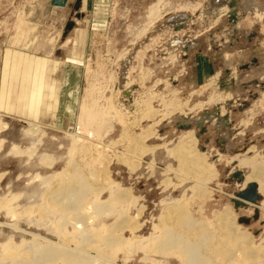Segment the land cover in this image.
<instances>
[{"label": "rangeland", "instance_id": "1", "mask_svg": "<svg viewBox=\"0 0 264 264\" xmlns=\"http://www.w3.org/2000/svg\"><path fill=\"white\" fill-rule=\"evenodd\" d=\"M228 1L108 0L95 6L96 22H77L78 34L73 37L67 30L68 23L76 21L70 15L71 3L65 9L52 7L51 0H0V74L7 50L63 58L69 64V83L56 125L0 113V198L9 201L12 197L14 205H24L28 197L40 192V179L52 177L53 186L65 183L76 164L77 175L92 190L84 210L77 214L88 227L126 224L124 230L114 226L116 237L131 241L134 236L159 237L163 224L170 223L165 217L177 205V212L189 210L198 224L211 226L215 240L220 241L225 230L217 214L227 208L239 233L250 234L256 246L264 247V196L258 192L256 203L243 201L245 207L233 203L239 201L237 195L250 175L247 168L237 169L235 162L264 157V10L254 0H231L235 6L225 8ZM154 5L160 9L159 16L149 20L146 15ZM180 15L187 20L175 27ZM183 43L190 48L185 49ZM220 110L225 114L223 124L203 119ZM90 112L94 116L89 120ZM95 113L99 121L108 119V124L99 125ZM186 119L192 122L182 129ZM30 124L40 131L39 145L24 136ZM188 132L194 138L199 167L179 160L188 152L180 145ZM34 143L36 150L29 147ZM12 145L22 152L27 147L35 152L26 151L27 158L24 153L11 155ZM237 171L241 179L232 177ZM110 193L130 200L119 206L127 220L121 216L118 221V210L117 215L114 211L92 215L93 201L103 203ZM7 200L9 205L12 200ZM4 202L0 203V223L8 219ZM31 226L20 222L17 227L36 232ZM173 229L188 231L181 223ZM8 236L16 244L21 238L10 231L0 233L1 247ZM188 240L192 241L189 236ZM213 245L217 244L210 242L209 248ZM127 246L110 248L111 253L107 249L105 259L115 260L114 264H140L143 251ZM213 249L209 264H225ZM175 254L170 250L152 256L180 264ZM257 262L264 264V254Z\"/></svg>", "mask_w": 264, "mask_h": 264}, {"label": "bare ground", "instance_id": "2", "mask_svg": "<svg viewBox=\"0 0 264 264\" xmlns=\"http://www.w3.org/2000/svg\"><path fill=\"white\" fill-rule=\"evenodd\" d=\"M222 1H223V3L225 2V0H222ZM230 1L231 0H229L228 2L225 3V5H224L225 8L227 6L230 8L235 6V3H234L235 1H233V2H230ZM65 6L68 7V4ZM156 6L154 5V9L150 10L149 14L146 15L148 18H150L149 20L158 18L160 9L158 10V8H156ZM179 17H181V19ZM179 17H177L176 20L178 18L179 19L176 22H174V23H176L175 27L183 25L184 22L187 20V18L183 17V15H180ZM171 21L173 22V20H171ZM184 44L185 43H183V45ZM186 44H185L184 48L185 49H188V47L190 48V46H187ZM83 111H84V109H83ZM89 114L90 115H88V113H87V116L89 117V120H90L91 116H94V115H92L91 112ZM97 114H96V116H97ZM100 114L101 113H99V115ZM102 114H103V112H102ZM224 115H225L224 112L222 110H220L219 112L217 111L213 114H205L203 119L208 120V121L212 120V123L215 122L216 124L221 125L224 123V121H223ZM103 116H101V118ZM98 117H100V116H97V120L99 121ZM93 118H96V117H93ZM103 119H102L103 121L101 119L99 121V123H100L99 125H101V126H102V123L103 124L105 123L106 125L108 124V123H106V122H108V119L106 121H105L104 117H103ZM112 119H113V117H112ZM203 119L199 120L198 122L201 123ZM79 120L82 121V118ZM97 120H96V122H97ZM110 121L111 120H109V122ZM191 122L192 121H190L189 119H186L184 121L185 125H182L181 128L183 129V128L188 127L187 125ZM96 125H97V123H96ZM24 131H23L24 136L27 135L28 137L33 138V139L27 138L30 140V143H32L33 141H35L37 145H39V143H41L38 139V137L39 138L41 137V136H38V133L40 131L36 126H31V124H30L28 129L24 130ZM35 135H37L36 139H35ZM66 138H68V137H66ZM37 139H38L39 143L36 141ZM31 140H33V141H31ZM73 141L74 140H72L70 142L72 143ZM0 143H2V142L0 141ZM75 143L77 144V142H75ZM75 143L73 144V148L75 147ZM194 143L195 142H194V138L192 136V133L188 132L186 134V136H184L182 138V141L180 143V145H182L181 148L187 149L188 152L186 154H183V156H181V157L179 156V160L181 162H184L185 164L193 163V164H195L194 166L199 167L200 158H199V155L197 154V150L195 149ZM31 145L35 146V143L31 144ZM34 146H29V147H32V148H34V150H36L37 147L35 146L36 147L35 148ZM29 147H27V149H24L23 150L24 152H22L21 150H19V148L17 149L16 146L12 145L11 149L9 150V153H11V155L12 154L13 155H15V154L16 155H22L24 153V155L26 156L25 152L26 151L29 152V150H30V149L28 150ZM34 152L31 151L30 153L34 154ZM74 154H75L74 152H71V155H74ZM35 156H36V154H35ZM36 157H38V156H36ZM260 157L256 155V157H253V158H241V159L237 160L234 165L237 169H239V168L249 169L250 175L245 177L243 184L247 185L250 183H256L257 184L256 185L257 186V193L259 192L261 195L264 196V157L263 156H262V158H260ZM26 158H27V156H26ZM40 158H42V157H40ZM40 158H39V160L41 161ZM29 159H30V157H29ZM42 159L44 160V158H42ZM39 160H37V161H39ZM45 160H47V159H45ZM38 164H39V162H38ZM47 164H49V163H47ZM44 166H45V164H44ZM72 169H73L72 170L73 172H71V174L73 173V176H70V180H66L65 183L64 182H62V183L61 182L60 183L55 182V185L53 186V184L50 185V183H49L50 182L49 180L52 177L51 178L50 177L42 178L43 180L40 179V181H39V182H41L40 185L36 182L37 185H39L38 189H41V190H39L40 192H37V194H34L33 196L28 197L29 198L27 200L28 203H25L24 205H22L20 203H19L20 204L19 206H17L18 204L14 205L12 203L14 201V198L12 200L11 199L12 197L10 198V200H12L11 202H9L10 200L8 201L6 197H4L2 199L0 198V203L4 202V200L6 199L10 203L9 205H11V207H10L8 204H6L7 203L6 201L4 202L6 204L5 205L6 207L4 208V210H5L4 214H6L8 216V219L6 220L7 222L0 223V233H3V232L7 233V231L8 232L10 231V233L12 232L13 235H20L21 236V238H19L21 241L19 240L18 244L15 243L14 237H13L14 238L13 239L12 237H9V236H8V238H6V242H3L5 244L1 243L2 247L0 246V264H103V263L104 264L105 263L106 264H114L115 260H113V261L107 260L108 258L105 257L104 254H108V253H104V252L107 249L109 250L110 248L116 249L115 246L118 248V247H126L128 245L127 246V249H128V247H129L128 243H131L130 244L131 250H133V248H134L136 251H138L139 249L141 250V252L143 251L144 255L141 259H139L140 264H170V262H168V261L163 262L160 259L157 260L158 258L156 259L154 256H152L155 254H158V255L163 254L164 255V253L166 251H170V250L177 252L178 256H176V254H175V257H178L179 259H181L180 264H209V261L211 260V259L209 260V258H210L209 253L211 252L210 250L213 249V246H214L213 252H215L213 254H215L216 256L218 255V256L222 257L224 261L220 257L218 258V260L221 259L222 263L226 262L225 264H230V262H232V264H235V263L236 264H259V262H257V261L262 259V256L264 254V247L262 245L256 246L254 243V239L251 237L250 234H247V233L245 234L244 232H243L244 234L239 233L240 232L239 227L234 226L233 223L231 222L230 219H231L232 213L227 208H224L221 212L219 211L220 213L217 214V217H218L217 221L221 225H223V226H221V225L220 226L225 230V232H224L225 238H223L224 237L223 236L222 237L223 240L219 239L220 241L215 240L217 238H215L213 236L214 232L211 231V228H209L211 226H207L208 225L207 223H206L207 225L205 223L198 224L196 221H194L191 218L190 213H188L189 210H188V212H186L185 210L182 211V209H181L182 212H180V211L177 212L179 210L177 207H180V206H177L174 204H173L174 205L173 208L169 205L172 209V212L170 213L169 217H165V220H166V218H169L168 220L170 221V223H164L163 224L165 226L163 228L161 227L162 232H161V236H159V237L150 236V237L143 239L139 236H134V238L132 237V241H131V240L122 239V237L119 238L120 236L116 237L114 234V231L116 230V229H114L115 225H113L112 227H111V225L110 226H106V225L105 226L104 225L98 226L97 225V228L96 227L92 228V226L88 227L86 222H83V220H82L83 217L81 218L77 214L79 211H81L83 209V207H84L83 203L86 199L87 194L90 192L91 189H89V186L86 183L87 181L85 182L83 180V178H81L79 175H77L78 168H77L76 164L73 165ZM196 172H198V171H196ZM96 190H98V189H96ZM117 191H115V193ZM96 192L97 191H95V193ZM34 193H36V192H34ZM111 194L112 193H110V195L108 197L109 199H107V201L105 200V202H103V203H102V201H101V203H99V202L96 203V201H93V203H92L93 206L92 207L90 206L92 209H94V212H93L94 214H92V215L93 216L97 215L98 217L101 215H106V214L111 215V214H109L110 211H114V213L116 214L117 210H118V213L120 216L118 217L119 219L118 218L117 219H118V221H120L121 220L120 217L122 216L124 219L126 214L124 215V213L121 214L119 212L121 210L119 208V206H121V205L124 206V204L130 203V202H128L130 200L128 198L126 200H123V197H122L123 195H121V194H119L118 196H115V194L114 195L113 194L111 195ZM26 197H27V195H26ZM37 199H38V201H37ZM30 200H32V201H30ZM94 200H96V199H94ZM35 201H37L38 204H36ZM124 202H126V203H124ZM12 204H13V206H12ZM1 205H0V210L2 207ZM35 205H37V206H35ZM105 207L106 208L109 207L108 208L109 210L106 209L108 212L105 210ZM161 208H162V206H161ZM168 209L170 210V208H168ZM164 210L165 209H163L162 211H164ZM2 211H3V208H2ZM89 212H87V213H89ZM167 213L168 212L166 210V214ZM84 215H86V212L84 213ZM11 220H14L15 223H11L12 222ZM124 220H127V219L125 218ZM20 222H23V224H27L29 226H31V225L34 226L36 228L35 229L36 232L26 231L23 228L21 229L20 227H17L18 223H20ZM177 223L179 225H180V223H181V225H184V227H186V229H188V231L183 232V233H180V232L178 233V232L174 231L173 226L177 225ZM124 225H126V224H123V226ZM19 226H20V224H19ZM117 226H115V228H117ZM120 226H121V224L119 225V227ZM123 226H121L119 229H121ZM125 228L127 229V227H125ZM125 228L123 227V229H121V230H124ZM154 229H158V228H154ZM102 230L106 231L107 233L106 232L101 233ZM212 230H213V228H212ZM41 232L48 234V235L54 237L55 239L54 238L51 239L49 237H46V236H44L45 234L42 235ZM111 232L114 235H112ZM6 236H7V234H6ZM26 236L29 238V241L26 240V238H27ZM188 236L191 238L192 241L188 240ZM263 237H264V235H263ZM4 239H5V237H4ZM262 241H263V243H261V244L264 245V238ZM210 242L213 244L215 242L217 245H213L212 248L210 249L209 248ZM132 244H134V246ZM131 245L133 246V248ZM114 249H112L113 253L115 252ZM120 250L121 249L119 248V252H121ZM136 251H134V252H136ZM109 252L111 253L112 251L109 250ZM117 253L118 252H115V254H117ZM109 255H107V256H109ZM163 255H161V256H163ZM112 257H113V254H112ZM105 258H107V259H105ZM114 258H115V256L112 259H114ZM213 259H214V257H213Z\"/></svg>", "mask_w": 264, "mask_h": 264}, {"label": "crops", "instance_id": "3", "mask_svg": "<svg viewBox=\"0 0 264 264\" xmlns=\"http://www.w3.org/2000/svg\"><path fill=\"white\" fill-rule=\"evenodd\" d=\"M107 2L72 0L71 3L68 0L67 4L71 3L73 11L70 15L73 14L76 21L71 20L67 30L74 37L78 34V21L86 20L87 24L96 22L95 6ZM254 3L264 10L263 1L254 0ZM68 66V60L63 58L43 57L24 51H5L0 74V113L44 125H56L69 83ZM50 76H55V79Z\"/></svg>", "mask_w": 264, "mask_h": 264}, {"label": "water", "instance_id": "4", "mask_svg": "<svg viewBox=\"0 0 264 264\" xmlns=\"http://www.w3.org/2000/svg\"><path fill=\"white\" fill-rule=\"evenodd\" d=\"M67 2L68 0H51V5L58 8H64ZM199 124L200 123H198V125ZM241 176V173L238 171L232 173V177L235 179H241ZM257 194V186L253 183L247 184L245 189L237 195V199H239V201L233 200L234 207H245L246 202L250 204H255L256 200L258 199ZM243 201L245 203H243Z\"/></svg>", "mask_w": 264, "mask_h": 264}]
</instances>
